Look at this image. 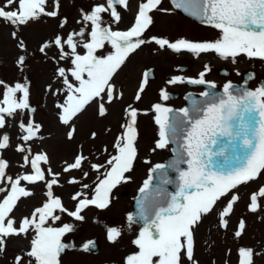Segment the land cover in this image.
Masks as SVG:
<instances>
[{
  "label": "snow or ice",
  "instance_id": "snow-or-ice-1",
  "mask_svg": "<svg viewBox=\"0 0 264 264\" xmlns=\"http://www.w3.org/2000/svg\"><path fill=\"white\" fill-rule=\"evenodd\" d=\"M174 7L196 17L207 25L220 31L221 36L215 41L193 42L180 39L169 42L167 39L153 37L161 48L167 47L180 53L187 51L195 56L214 52L222 59H232L244 54L247 58L264 60V0H172ZM162 0H143L132 26L126 31L113 30L106 25L103 14L107 13L113 23L121 21L118 10L122 6L129 7V0H105L97 4L89 13L82 14V20L87 22L78 32L68 33L66 37L57 35L53 40L45 42L40 52L55 46L59 51L60 60H69L71 68L59 67L57 75L63 79L66 90L64 103L57 105L60 109L59 119L69 126L67 136L72 139L76 129L72 126L74 118L82 113L87 105L98 103V114H107L106 104L121 98L116 87L111 83L117 70L125 63L129 55L150 41L143 38L144 33L153 24V11H167L160 7ZM49 0H3L0 4V20L15 28L38 21L41 17L56 18L59 16L60 0H52L51 10ZM67 23L65 18L60 27ZM90 25V30H89ZM15 38L17 32L13 31ZM106 45L114 50L107 55L98 54ZM19 47L26 51V45L21 40ZM83 48L81 54L78 48ZM67 49V50H66ZM25 56H20L17 65L23 70ZM210 66L197 77L173 76L167 81L169 85L191 84L204 85L206 90L200 93L203 100L191 98L188 107L173 109L163 103H155L154 119L158 125L159 139L155 149H166L174 144L175 157L168 164H156L150 173L159 172L166 185L175 184V191L165 188L153 189V176L144 181L140 193L144 194L138 200V219L143 221V227L133 244L138 251L127 256L125 264H198L194 258L196 228L203 218L211 214L222 198L227 203L219 211V223L227 229L228 217L233 213L234 205L240 200L237 190L242 185L258 180L264 174V83L255 89L247 86L248 81L255 79L254 73H249L243 85H235L230 80L223 85L222 93L212 91L217 88L215 82L206 80L211 72ZM239 75V71L237 70ZM74 78L73 79H70ZM149 80L144 74L135 99H141V93ZM3 98L0 99V129L6 126V117H14L17 113L34 112L29 102V87L26 83L5 85ZM49 91H52L49 86ZM60 90H56L59 94ZM162 101H168L170 94L161 89ZM128 122L122 125L123 133L117 138L114 148L116 154L111 155L106 164H91V169L103 177L98 179L95 187L88 192L78 191L71 199L76 202L74 210L67 209L62 199L54 194V186H59L60 173L52 169L46 171L42 164H49L46 153L32 154L31 147L24 144L16 150L24 155L22 167H30L31 172L13 178L6 174L8 162L3 159L2 152L10 146L8 134L0 135V193L5 194L0 200V256L6 252L7 239L26 236L34 231L28 251L13 258V264H60V255L72 245L62 242L67 233L74 231L72 224L65 223L61 227L46 226L49 221L61 220L63 213L76 221H84L82 215L85 209L94 206L97 209H107L112 202V191L121 183L131 180L126 175L133 170L138 155L136 128L138 110L129 106L126 109ZM24 135V142L33 141L38 137L41 125L29 119L19 123ZM92 138L96 137L93 132ZM88 157L82 152L77 154L73 162L65 161L64 173L73 170L82 171ZM150 163V161H146ZM181 165H187L182 168ZM104 168L105 172H101ZM168 171L178 174V182L167 178ZM86 178L87 172L82 171ZM26 185L45 183L46 200L40 207L33 210L30 217H23L19 223L11 215L21 198L34 195ZM69 184H80L75 177L67 181ZM89 184H82L83 189H90ZM248 209L257 212L264 201V185L259 186L249 196ZM128 221L135 223L137 218L132 214ZM245 229V222H239L236 236L239 237ZM122 235V230L110 227L107 238L116 242ZM91 241L83 245V250H89ZM254 251L251 248L239 249V264H253Z\"/></svg>",
  "mask_w": 264,
  "mask_h": 264
},
{
  "label": "rangeland",
  "instance_id": "rangeland-1",
  "mask_svg": "<svg viewBox=\"0 0 264 264\" xmlns=\"http://www.w3.org/2000/svg\"><path fill=\"white\" fill-rule=\"evenodd\" d=\"M98 1L60 0L58 17H41L38 21L30 22L19 28L0 20V81L9 86H14L16 83H26L30 92V105L35 109L34 112L28 111L17 113L14 117H6L5 128L0 129V135L6 133L10 137V146L2 152L3 159L9 164L6 170L7 175L15 178L32 171L30 167H22L24 164L23 157L28 153L18 152L16 150L18 145L30 146L33 155L41 152L46 153L49 157V164H42V167L45 171L50 167L54 173H60L59 186H54V194L62 199L67 209L74 210L76 202L71 199L72 195L78 191H85L90 197L91 188L95 187L98 179L103 178L100 173L91 169V164H106V160L111 155L116 154L114 144L124 131L122 125L128 122L126 109L131 106L138 110L136 124L138 155L133 170L126 174L131 176V180L121 183L113 189L112 202L107 209H97L90 206L82 213L85 216L84 221H76L66 214L58 213L61 215V220L49 221L46 225L61 227L68 223L74 226V231L65 234L62 238L63 243L72 245V247L61 253L60 264H125L127 256L138 251L133 241L141 229L135 223L130 224L127 219L128 213L132 209V200L144 181L149 178L150 174L152 175L150 169L155 164L163 162L171 153L170 144L166 149L153 151L159 139L153 105L163 103L166 106L181 107V105H185L184 98L162 101L161 89L174 90L181 94L188 89L183 84L169 85L167 83L169 79L176 75L197 77L199 72L204 70L205 65L212 69L205 78L215 82L218 86H223L229 80L235 82L241 79V71L250 66H254L258 77L264 79V60L259 58L248 59L244 54H241L233 63L231 58L222 59L214 52L202 53L197 57L187 51L177 53L167 47L161 48L154 41L144 37L150 42L131 53L111 81L115 85L117 93H122V97L105 105L107 114L103 117L98 114L97 102L94 101L87 105L83 112L74 118L72 126L75 127L76 132L73 138L69 139L67 136L69 126L64 125L59 119L60 109L57 105L65 102L66 90L63 79L57 75V69L59 67L68 69L72 65L69 60L59 59V51L55 46L46 49L44 53L40 52V47L45 42L53 40L57 35L66 37L68 33L78 32L87 23L82 20V14L89 13ZM133 2L130 3L133 4L132 7L128 8H135ZM2 3L3 0H0V4ZM168 5L167 2L165 8ZM51 7L52 0H49V10ZM163 13L161 11L153 12V18H156L157 23L154 25L155 29L150 31V39L154 36L156 38L166 36V39L169 40L167 36L170 33L172 36L178 34V40L187 39L193 42H204L215 41L221 36L220 31L213 27H203L200 24L190 25L184 19L175 24V20L172 18L175 25H162L159 23V18ZM120 14L123 23L119 24L121 21L118 24L113 23L112 28L124 27L128 24L129 21L126 17H130L121 12ZM105 16L110 18L107 13ZM65 18L67 23L61 28L60 24ZM106 25L110 24L107 23ZM158 25L160 27L157 28ZM13 31L17 32L15 38L12 36ZM184 34L190 35L191 40L186 38ZM21 40L26 45V51L19 47ZM176 41L177 39L169 40L173 43ZM78 51L81 54L84 53L82 47L78 48ZM112 51L114 50L111 46L106 45L98 54L107 55ZM22 55L26 57L23 70L17 65V60ZM180 66H187L188 68L181 71ZM222 66L231 69L229 76L219 73L218 70ZM149 67L155 68L156 77L153 80H148L143 93H141V99L137 101L135 97ZM69 78L74 80V78ZM49 86H51L52 91H49ZM56 90H60L59 94H54ZM4 91V86L0 85V99L3 98ZM29 119L40 124L41 128L37 138L33 141L24 142L20 139L24 133L20 129L19 123L21 120L27 123ZM93 132L96 133L94 139L91 135ZM81 152L88 157L82 169L83 172L88 173V176L85 178L80 170L64 173L62 170L65 167V161L73 162L74 157ZM146 161H150V163H146ZM101 172H105V169L102 168ZM72 177L81 183L76 185L67 183ZM46 178H48L47 171ZM82 184H89L91 187L90 189H83ZM261 185H264V174L258 180L234 190L239 192L241 198L234 205L233 213L228 217L227 229L222 228L219 223V211L227 203V198L218 201L215 210L203 218L194 233V258L198 264H239L240 248L253 249V264H264V201L261 202L262 206L257 212L253 213L248 209L250 194ZM22 186H26L34 195L21 198L13 210L11 215L18 223L23 217H30L33 210L42 205L46 200L45 192L47 191L43 182L26 185L22 181ZM4 195L0 193V200L3 199ZM241 220L245 222V229L237 237L236 232ZM110 227H117L122 230V235L114 243L107 238V231ZM34 235V231L30 230L26 236L8 238L6 252L0 256V264H13L15 256L29 250ZM92 238L98 239L101 243V249L98 253L83 250V245ZM183 264H190V262L184 260Z\"/></svg>",
  "mask_w": 264,
  "mask_h": 264
},
{
  "label": "water",
  "instance_id": "water-1",
  "mask_svg": "<svg viewBox=\"0 0 264 264\" xmlns=\"http://www.w3.org/2000/svg\"><path fill=\"white\" fill-rule=\"evenodd\" d=\"M172 2V0H171ZM176 8V7H175ZM180 13H182L184 16L186 17H189L191 19H194V20H197L199 22H202L201 20H199L198 18L196 17H193V16H190L189 14H187L186 12H184L183 10L181 9H178L176 8ZM204 23V22H202ZM206 24V23H205ZM222 90L223 89H214L212 91H215V92H218V93H222ZM189 94H192L193 97H195L196 99L198 100H203L204 98L201 97L200 95H195L193 92H189L186 94V97L189 96ZM191 104V98L188 99V104L186 107L190 106ZM175 145L172 144V150L174 149ZM174 153V151H173ZM175 157V153L173 155H170L168 158H167V161L165 163H162V164H168L173 158ZM182 168H186L187 165H181ZM167 178L168 179H172L173 181H176L178 182V174L175 172V171H168L167 172ZM163 179L164 177L161 176V174L159 172L157 173H154V177H153V189H155L156 187H160V188H165L166 190H168L169 192H172V191H175V184H170V185H166L163 183ZM144 195V194H139L138 197L135 199L134 201V211L131 213L135 218H137V222H139L141 224V226L143 227V221H140L138 219V214H139V206H138V200L141 198V196ZM93 246L96 247V244H91L90 247L94 248ZM97 249V248H96Z\"/></svg>",
  "mask_w": 264,
  "mask_h": 264
},
{
  "label": "bare ground",
  "instance_id": "bare-ground-1",
  "mask_svg": "<svg viewBox=\"0 0 264 264\" xmlns=\"http://www.w3.org/2000/svg\"><path fill=\"white\" fill-rule=\"evenodd\" d=\"M135 77V76H134ZM132 80H133V78H132Z\"/></svg>",
  "mask_w": 264,
  "mask_h": 264
}]
</instances>
